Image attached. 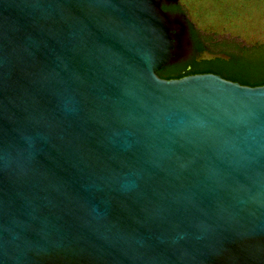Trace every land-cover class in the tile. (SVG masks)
I'll list each match as a JSON object with an SVG mask.
<instances>
[{
  "label": "water",
  "instance_id": "water-1",
  "mask_svg": "<svg viewBox=\"0 0 264 264\" xmlns=\"http://www.w3.org/2000/svg\"><path fill=\"white\" fill-rule=\"evenodd\" d=\"M177 1L0 0V264H264V84L160 77Z\"/></svg>",
  "mask_w": 264,
  "mask_h": 264
},
{
  "label": "trees",
  "instance_id": "trees-1",
  "mask_svg": "<svg viewBox=\"0 0 264 264\" xmlns=\"http://www.w3.org/2000/svg\"><path fill=\"white\" fill-rule=\"evenodd\" d=\"M177 6L182 11L180 3ZM192 29L193 53L157 70L160 77L170 79L212 72L249 86L264 84V43L245 46L233 39L213 40L211 36L202 34L193 25ZM204 44L210 46L207 52L224 53L228 58L198 59L205 52Z\"/></svg>",
  "mask_w": 264,
  "mask_h": 264
},
{
  "label": "rangeland",
  "instance_id": "rangeland-1",
  "mask_svg": "<svg viewBox=\"0 0 264 264\" xmlns=\"http://www.w3.org/2000/svg\"><path fill=\"white\" fill-rule=\"evenodd\" d=\"M182 13L213 40L264 43V0H178Z\"/></svg>",
  "mask_w": 264,
  "mask_h": 264
},
{
  "label": "flooded vegetation",
  "instance_id": "flooded-vegetation-1",
  "mask_svg": "<svg viewBox=\"0 0 264 264\" xmlns=\"http://www.w3.org/2000/svg\"><path fill=\"white\" fill-rule=\"evenodd\" d=\"M177 4H179V1H177ZM190 22V21H189ZM192 25H193V27L196 29V27L194 26V24L192 23V22H190ZM208 49H210V46L208 45V44H204V51H207ZM194 51V50H193ZM193 51L191 52V53H189V54H187L186 56H188V55H191L192 53H193Z\"/></svg>",
  "mask_w": 264,
  "mask_h": 264
}]
</instances>
